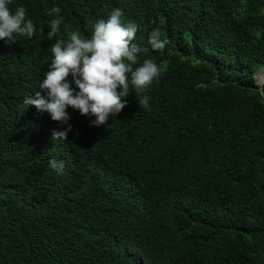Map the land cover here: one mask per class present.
<instances>
[{"label":"trees","instance_id":"1","mask_svg":"<svg viewBox=\"0 0 264 264\" xmlns=\"http://www.w3.org/2000/svg\"><path fill=\"white\" fill-rule=\"evenodd\" d=\"M19 6L36 33L0 41V264H264V0L9 4ZM54 6L63 23L49 40ZM114 9L139 25V63L161 75L130 87L105 126L69 108L72 131L53 141L65 126L24 99L56 40L90 36ZM155 28L162 50L148 43Z\"/></svg>","mask_w":264,"mask_h":264},{"label":"clouds","instance_id":"2","mask_svg":"<svg viewBox=\"0 0 264 264\" xmlns=\"http://www.w3.org/2000/svg\"><path fill=\"white\" fill-rule=\"evenodd\" d=\"M10 3L11 0H0V41L8 46L15 44L17 36L32 38L36 33L26 8L19 6L12 11ZM60 13L58 6L48 13L56 16L50 22L49 40L57 36L63 23ZM123 15L122 10L114 9L107 19L95 22L90 36L72 31L67 39H57L52 45L53 60L43 74L40 90L26 97L24 104L65 126L63 130L52 131L53 141H66L72 131L69 108L81 116L95 117L90 126H105L111 116H117L127 106L130 87L139 93L161 75V68L152 59L145 58L139 63L148 49L134 42L139 25L131 20L125 22ZM148 43L153 50L164 49L166 41L161 39L159 28L150 33ZM138 100L140 108L149 107V96ZM49 167L63 174L65 164L51 159Z\"/></svg>","mask_w":264,"mask_h":264},{"label":"water","instance_id":"3","mask_svg":"<svg viewBox=\"0 0 264 264\" xmlns=\"http://www.w3.org/2000/svg\"><path fill=\"white\" fill-rule=\"evenodd\" d=\"M259 78V79H258ZM256 79H257V84L259 86V91L261 93V95L264 98V91H263V84H264V69H261V72L259 74L256 75Z\"/></svg>","mask_w":264,"mask_h":264},{"label":"rangeland","instance_id":"4","mask_svg":"<svg viewBox=\"0 0 264 264\" xmlns=\"http://www.w3.org/2000/svg\"><path fill=\"white\" fill-rule=\"evenodd\" d=\"M259 79V78H258Z\"/></svg>","mask_w":264,"mask_h":264}]
</instances>
